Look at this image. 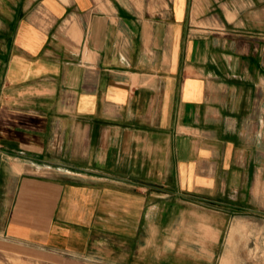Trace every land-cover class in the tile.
<instances>
[{
    "label": "crops",
    "instance_id": "0c3cea01",
    "mask_svg": "<svg viewBox=\"0 0 264 264\" xmlns=\"http://www.w3.org/2000/svg\"><path fill=\"white\" fill-rule=\"evenodd\" d=\"M257 200L264 0H0V264H221Z\"/></svg>",
    "mask_w": 264,
    "mask_h": 264
},
{
    "label": "rangeland",
    "instance_id": "374dc122",
    "mask_svg": "<svg viewBox=\"0 0 264 264\" xmlns=\"http://www.w3.org/2000/svg\"><path fill=\"white\" fill-rule=\"evenodd\" d=\"M256 215L249 218L254 226L247 231L244 223L235 231L236 239L226 242L221 264H264V205L263 200L256 201ZM236 244V246H234ZM238 245V246H237ZM218 264V263H217Z\"/></svg>",
    "mask_w": 264,
    "mask_h": 264
}]
</instances>
